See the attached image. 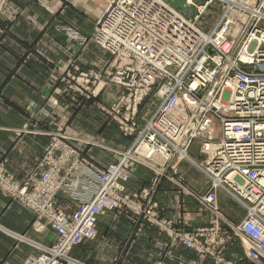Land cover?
<instances>
[{"label": "built area", "instance_id": "2783aa9c", "mask_svg": "<svg viewBox=\"0 0 264 264\" xmlns=\"http://www.w3.org/2000/svg\"><path fill=\"white\" fill-rule=\"evenodd\" d=\"M154 1L118 0L103 11L100 25L98 20L95 23L94 41L112 54L106 71L109 80L125 91L112 109L119 114L122 108L128 111L119 119L126 134L136 132L138 104L153 90L160 100L141 128L139 142L119 152L120 163L101 169L81 166L76 158L71 167L77 166L75 171L83 179L79 178L74 188L60 176L62 164L70 161L73 151L66 149L59 157L61 147L55 143L40 164V179L32 176L20 184L0 168L2 193L35 214L33 229L49 226L57 236L51 245L33 241L39 253L20 264H86L75 258L72 250L96 237L98 217L107 211L130 208L161 228L169 226L158 219V205L153 200L156 182L151 191L141 195L125 193V183L135 163L161 174V168L174 158H188L190 145L203 134L207 138L201 150L208 155L205 171L212 185L200 202L215 218L210 228H170V236L203 254L216 251L215 264H238L227 261L221 248L212 247L224 243L219 234L225 217L216 197V190L221 188L247 210L238 225L228 222V226L240 238L252 264H264V68H258L264 66V0H190L195 7L193 15L169 2L167 8L157 7ZM162 2L166 4L167 0ZM211 5H217L221 14L216 24L205 30L198 19ZM82 41H86L84 37ZM177 109L185 111V118L172 114ZM216 121L218 136L211 130ZM150 153L161 154L166 161L162 164L151 159ZM61 192H72L79 201L75 216L67 214L55 200ZM140 196L146 200L144 205L134 202Z\"/></svg>", "mask_w": 264, "mask_h": 264}, {"label": "crops", "instance_id": "0c3cea01", "mask_svg": "<svg viewBox=\"0 0 264 264\" xmlns=\"http://www.w3.org/2000/svg\"><path fill=\"white\" fill-rule=\"evenodd\" d=\"M98 6H88L86 11L62 0H7L4 5L0 17V162L18 180L37 171L50 133L58 127H63L71 137L69 142L82 146L83 153L100 167L116 162L118 150L130 145L128 137L117 141L116 123L98 108L97 101H86L76 109L73 92L58 81V67L72 60L91 79L103 78L111 54L97 42H83L64 30L90 36ZM118 91L119 87L110 86L102 93L104 106H110ZM43 110L49 113L47 118L41 114ZM84 140H95L98 145L84 146ZM188 155L189 159L173 160L161 168L153 200L158 205V219L169 226L161 228L129 210L103 214L94 240V264H214L216 251L203 254L170 236V228L193 231L210 228L212 222L211 214L195 197L211 187L208 176L195 164L203 158L199 146L192 145ZM153 178L151 170L140 166L126 190L137 193ZM217 198L230 223L239 224L244 219L247 210L235 197L218 189ZM34 219L29 208L0 193V264H19L37 253L32 240L48 244L55 239L49 229L40 233L33 230ZM226 231L223 224L219 235L224 243L212 247L221 248L227 260L252 264L240 238ZM85 244L76 246L72 255Z\"/></svg>", "mask_w": 264, "mask_h": 264}, {"label": "rangeland", "instance_id": "374dc122", "mask_svg": "<svg viewBox=\"0 0 264 264\" xmlns=\"http://www.w3.org/2000/svg\"><path fill=\"white\" fill-rule=\"evenodd\" d=\"M4 0H1L0 1V4H2ZM7 0H5L4 2V5L6 3ZM64 3H68L72 6H76V7H79L81 9H84L86 11H88V8L91 6V9H93V7H96L97 4L99 3V6L100 7L99 9H103L102 11H99L98 12V15L94 17V24L97 22L98 20V24L100 25V20L102 18V13L103 11H106V9L108 8H111L112 6L116 5L118 3V0H86L85 2L86 3H72V2H68L67 0H62ZM155 3V1H154ZM4 5L0 11V17H1V14H2V11H3V8H4ZM89 6V7H88ZM137 6H139V4H137ZM155 6H156V3H155ZM213 6V7H212ZM195 8V7H194ZM206 12H208V14L206 15V18L204 19L203 16L201 17V19L199 20L198 19V23H202V27L205 29V30H209L211 29L217 22L220 14H221V9L217 6V5H211L207 10ZM88 13V12H87ZM204 13V12H203ZM191 14V12H190ZM205 16V15H204ZM94 29H95V25H94ZM65 32L67 35L69 36H73V37H77V39H80L82 41V37H84V39L86 41L88 40H93V33L94 31L92 32V34L90 36H83L81 34H78L76 32V34L74 35L73 33H71L70 29H67V28H64ZM109 52V51H108ZM110 53V52H109ZM111 54V53H110ZM112 56V54H111ZM111 61H112V58H111ZM111 61H110V64H111ZM109 64V66L104 70V72L102 73V76L103 78L101 77V79H91L90 76H88V73H84L80 67L78 66L77 62H75L74 60L72 61H69L68 63H64L63 65H60L58 67V72H59V79L58 81H61L62 83L65 84V86L71 90L73 92L72 96L75 100V105H76V109L80 108L82 105H84V103L86 101H97L98 102V108H102L103 110H105V112L108 114V116L116 123L118 130H117V133L116 134V139L117 141H119L121 143L120 140H122V137H128L130 140V145L129 146H126V148H122L120 150H118L119 152H122V151H126L127 149H129L131 146H134L135 144H137L139 142V133L141 132V128L145 125V122L151 117V115H153L158 107V105L160 104V100L159 98L156 96V90H153V92L148 96V97H145L144 98V101L141 102L140 104H138L137 106V112L135 113L134 115V121L136 122L137 124V129H136V132H134V134L132 135H129V134H126V131H125V127H121V124L119 123V119L120 118H123L124 116H126V114L128 113V111L126 110V108H122V112L119 114V113H116L112 108L113 106H116V104L118 103L117 102V98L118 96L122 93V92H125L123 91V89L121 88V86H118L116 84H112L109 80V76L107 75L106 71L109 69V67L111 66ZM83 78V79H82ZM96 81V82H95ZM112 87V86H116V87H119V89L121 90L120 92L118 91L115 96H114V99H113V102L110 104L109 107L104 106V99L103 100H100V98L104 97V96H101L102 93L108 88V87ZM101 96V97H100ZM99 99V100H98ZM101 103V104H100ZM133 107V106H132ZM41 114H45L44 118H47V116H49V113L46 114V112L43 110ZM128 115V114H127ZM115 128V129H116ZM219 125H218V122L216 121L215 122V125H212L211 126V130L212 132H215V134L218 136L219 134ZM49 134V133H48ZM122 134V135H121ZM207 138V135L206 134H203V135H200L199 137H197L196 139H194V141L192 142V144L190 145V147L194 144H197L199 146V151L202 155V160L200 162H197L195 163L196 166L199 167V169H201L207 176L208 178L210 179L209 175L207 174V172L205 171V167H206V162L208 160V155L203 152L201 150V146L203 144V139H206ZM217 138V137H216ZM71 137L68 136L63 127H58L55 131L51 132L50 133V143L48 144V147H47V150L43 156V158L41 159V161L39 162L38 166H37V171L28 175L24 180H18L16 178V176L14 174H12L6 164H4L3 162H0V168H3L4 170H6L10 175H12L15 179L16 182L20 183V184H24L30 177H36L37 179H40L41 178V174H42V171L40 168V164L41 162L45 159L46 155H47V152H48V149L50 148V146L55 143V144H58V148L61 147V149L57 152L58 154L60 153L59 157H61V155L63 153H65L68 149L70 151H73L71 154H70V161L67 163V164H62L61 166V173H60V176L61 178H65V180L67 181V184L72 186V188H74L77 180L80 178V179H83L82 177L79 176V174H77V172L75 170H77V166H72L74 160L76 158H79L80 161L82 162L81 163V166H84V165H92V166H95L96 168H101V169H104L106 168L107 166H109L110 164H118L120 163V160H121V155H119V159L116 161V162H112L108 165H106L105 167H100L98 166L93 160L92 158L89 156V155H86L83 153V150L81 148H83L82 146L81 147H78L77 145H73L71 144L69 141H70ZM118 142V144L120 145V143ZM84 143V146H87V145H98L97 142L95 140L91 141V140H84L83 141ZM189 147V148H190ZM139 151H142L141 147L139 148ZM189 151V149H188ZM135 154V153H134ZM189 156V155H188ZM151 158V157H150ZM55 159L57 161L58 159V156L55 155ZM152 159H155L157 161H159L161 159L162 161V157H158V156H154V158ZM186 159H189L186 158ZM186 159H178V158H174L173 160H186ZM171 160V161H173ZM160 162V161H159ZM132 176L130 178V180L133 178L136 170L138 167L142 166L144 168H148L149 170H151L153 173H154V178L152 179L151 183L149 186L143 188L142 190H140L139 192L137 193H134V194H137V195H141L145 192V190H152L153 188V185L154 183L156 182V186L154 188H156L158 186V183H159V178L161 177V175L163 174V170L161 171V174H158L157 172H155L154 170H152L150 167L146 166V165H143V164H139V163H135L134 165H132ZM166 166V165H165ZM129 180V181H130ZM128 181V182H129ZM211 181V179H210ZM127 182V183H128ZM125 183V188H126V184ZM211 185H212V181L210 182ZM218 189H221V188H218ZM217 189V190H218ZM211 190V187L208 191ZM217 190H216V197H217ZM223 190V189H222ZM78 191V189H77ZM157 191V189H156ZM207 191V192H208ZM207 192L205 193H199L197 195H195V197L197 198L198 202L202 205L203 208H205L210 214H211V220L213 221L214 218H215V215L214 213L209 209L207 208L205 205H203L201 202H200V198L201 196H204ZM226 192V191H225ZM0 193H2V191L0 190ZM125 193L127 194H130L127 192V190H125ZM228 194H230L229 192H226ZM3 194V193H2ZM4 195V194H3ZM130 195H133V193H131ZM155 195V194H154ZM231 195V194H230ZM5 196V195H4ZM234 197V196H233ZM76 196L72 194V192H69V193H59L55 196V200L60 203L66 210L67 214L71 215L72 217L76 215L78 209H79V201L75 199ZM217 201H218V198H217ZM134 202L138 205H144V203H146V200L143 196H140V197H137V198H134ZM219 204V202H218ZM220 206V204H219ZM220 209H221V206H220ZM125 210H129V211H132L136 216H140L141 215H138L135 210H132L130 208H126ZM107 212H110V211H107ZM106 212V213H107ZM221 214H223L222 212V209H221ZM103 214H101L100 216H102ZM99 216V217H100ZM224 216V215H223ZM98 217V219H99ZM225 217V216H224ZM227 221V222H226ZM229 221L225 218V221L223 222H220L221 224V229H222V226L223 224L226 226V228L228 229V231H226L228 234H231L232 236L234 235L233 234V231L231 230V228L228 226V223ZM33 224V222H32ZM31 224V226H32ZM232 224V223H231ZM232 225H238V224H232ZM211 226H212V223H211ZM33 229V228H32ZM46 229H49L51 231H53L52 228H49V226L45 227L44 229L42 230H35L36 232H42L43 230H46ZM54 232V231H53ZM55 236H56V233L54 232ZM99 235V229L97 227V234H96V237L93 238V239H90V240H86L85 242L83 243H86L85 245H83L82 247L78 248L77 251L74 253V256L75 258L77 259H80L81 261L85 262L86 264H94V240L98 237ZM24 236V235H23ZM25 237V236H24ZM57 237V236H56ZM56 237L55 239L48 243V244H44V243H41V242H38L42 245H51L52 243H54V241L56 240ZM25 240H30L28 238H26ZM32 241H35V240H32ZM37 242V241H35ZM32 243V242H31ZM81 243V244H83ZM243 244V243H242ZM80 245V244H79ZM77 245V246H79ZM76 247V246H75ZM74 247V248H75ZM244 247V245H243ZM73 248V250H74ZM38 250L37 253H39V249L36 248ZM245 249V247H244ZM72 250V252H73ZM31 254H35V253H31ZM31 254H29L28 256H30ZM27 256V257H28ZM222 256L225 258L223 252H222ZM26 257V258H27ZM215 257V256H214ZM213 257V260H214V264H215V258ZM25 258V259H26ZM226 259V258H225ZM118 260V259H117ZM227 260V259H226ZM227 261H230V260H227ZM23 262V261H22ZM21 262V263H22ZM160 262V261H159ZM230 262H233V261H230ZM164 263V262H163ZM234 263H237V262H234ZM20 264V263H19ZM156 264V263H155ZM165 264V263H164ZM239 264V263H238Z\"/></svg>", "mask_w": 264, "mask_h": 264}, {"label": "bare ground", "instance_id": "6f19581e", "mask_svg": "<svg viewBox=\"0 0 264 264\" xmlns=\"http://www.w3.org/2000/svg\"><path fill=\"white\" fill-rule=\"evenodd\" d=\"M162 1H164V0H155V3H156V6L158 7V6H160L161 8H167V7H169L170 5L168 4V2L171 4L172 2L171 1H169V0H167V2H166V4H164ZM192 1V0H191ZM194 1V0H193ZM190 0H187L186 1V7H194V5H191L190 3ZM200 2V1H199ZM198 2V3H199ZM194 3H195V1H194ZM1 5V4H0ZM176 6V5H175ZM178 7V6H177ZM213 7V6H212ZM178 8H180V7H178ZM180 10H182L181 8H180ZM183 11V10H182ZM184 12V11H183ZM190 12L191 11H189L188 13H186V14H188V15H190ZM205 13H203V18L205 19L206 18V15L208 14V12H206V9H205V11H204ZM174 13V12H173ZM185 13V12H184ZM175 14V13H174ZM205 15V16H204ZM154 20L156 19L155 18V16L154 17H152ZM258 68H264V66L263 67H261V66H258ZM172 114L176 117V118H180V119H182V118H185V111L184 110H179V109H177V110H174L173 112H172ZM191 131V130H190ZM143 146H145L146 147V152L147 153H149V149L147 148V146L146 145H143ZM154 156H158V157H162L163 159H162V161H161V159L159 160L160 161V163H164L165 161H166V159H165V157L163 156V155H161V154H158V153H150V157H151V159L152 158H154ZM4 263V262H3Z\"/></svg>", "mask_w": 264, "mask_h": 264}, {"label": "water", "instance_id": "95a60500", "mask_svg": "<svg viewBox=\"0 0 264 264\" xmlns=\"http://www.w3.org/2000/svg\"><path fill=\"white\" fill-rule=\"evenodd\" d=\"M172 2V4L180 7L185 13H188L189 11H191V15L194 14L195 9L194 7H186V1L187 0H169ZM195 3H198L200 0H194Z\"/></svg>", "mask_w": 264, "mask_h": 264}]
</instances>
